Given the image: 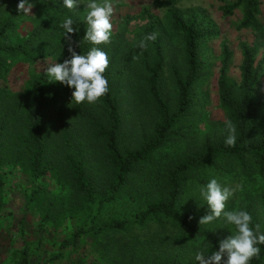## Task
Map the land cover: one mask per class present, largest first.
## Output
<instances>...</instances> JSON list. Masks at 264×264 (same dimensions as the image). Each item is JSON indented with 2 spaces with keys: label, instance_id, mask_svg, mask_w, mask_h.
Here are the masks:
<instances>
[{
  "label": "trees",
  "instance_id": "16d2710c",
  "mask_svg": "<svg viewBox=\"0 0 264 264\" xmlns=\"http://www.w3.org/2000/svg\"><path fill=\"white\" fill-rule=\"evenodd\" d=\"M186 1L151 0L154 7L169 11L178 60H166L167 43L152 19L132 46L124 41V29L110 43L97 46L109 58L104 73L109 91L96 103L77 104L72 100L74 89L49 82L46 74L31 79L23 97L0 96V164L6 157L8 162L23 160L33 179L55 172L69 186L65 198L69 205L61 198L51 199L45 188L37 186L32 191L29 201L39 206L43 219L56 220L60 214L81 211L91 217L90 225L73 231L72 240L61 244L63 248L77 245L84 235L108 236L113 242L103 255L112 252V264H198L197 251L211 255L219 250L220 241L235 232L223 215L212 223L199 224L210 212L200 188L213 178L222 186L239 183L241 196L231 200L225 211H247L251 226L258 224L264 234V95L259 94L264 59L256 61L264 39L251 45L240 42L239 81L228 76L232 51L226 43L221 45L218 97L226 121L236 125L235 146H226V121L213 123L203 132L192 127L196 88L205 69L201 48L216 38L217 28L197 11L181 10ZM263 1L231 0L219 10L225 17L240 10L237 29L260 34L264 32L259 20ZM30 2L41 9L42 22L18 40L13 21L21 14L7 7L19 0H0V77L19 61L28 66L44 61V51L60 62L64 52L68 53L65 31L60 27L66 18L74 21L72 47L86 54L94 46L83 39L86 21L66 8L63 0ZM153 32L156 40L140 49V41ZM165 70L172 90L165 85ZM175 145L172 153L166 151ZM151 166L155 169L148 176L141 175ZM2 187L0 174V207ZM137 202L140 206L130 215L94 222L96 216H106L120 204ZM150 221L170 223L182 241L192 244L189 248L195 255L183 259L168 244L161 257L150 258L156 245L126 238L132 228H144ZM143 246L150 250L148 254L141 252ZM257 246L260 254L250 264H264V244ZM28 262V252L23 250L20 264Z\"/></svg>",
  "mask_w": 264,
  "mask_h": 264
},
{
  "label": "rangeland",
  "instance_id": "374dc122",
  "mask_svg": "<svg viewBox=\"0 0 264 264\" xmlns=\"http://www.w3.org/2000/svg\"><path fill=\"white\" fill-rule=\"evenodd\" d=\"M231 0H188L180 5L181 10L186 12H198L207 17L217 28L216 38L204 43L201 48V56L204 61L205 69L203 79L199 82L196 91L197 104L194 111L193 129L201 132L208 131L213 123L225 122L227 113L222 109L218 97V71L220 68L221 45L226 43L232 51V58L229 63L228 76L234 81H239L240 64L242 61L240 53V42L245 41L253 44L264 39V32L260 34L252 33L248 30L237 29V24L242 18L240 10H236L231 16H223L219 6ZM103 3V0H98ZM87 0H79L77 8L71 12L85 20ZM114 13L111 18L113 25L111 40L114 35L124 29V41L132 46L142 30L149 26V20L157 21L164 41L167 43L165 58L167 61H176L179 59V49L177 36L170 29L169 11L158 9L153 6L151 0H112ZM18 4H11L7 7L10 10H17ZM261 15L259 20L264 23V1L260 5ZM21 15L18 20L13 21V30L18 40L25 39L36 25L42 22L40 17L41 9L34 7L32 13ZM77 16V17H78ZM83 17V18H82ZM86 21V20H85ZM41 49H39V52ZM68 53L64 52L63 59L57 61L48 57L47 52H42L45 60H40L36 64L28 66L23 62H17L9 67L0 77V96L6 98H20L25 95L27 83L41 75L45 74L47 66L54 63H63L68 58ZM264 59V42L261 43L256 55V61ZM1 73V72H0ZM164 75L165 85L168 90H172V85L168 79L167 70ZM259 94L264 95V71L259 82ZM191 127V129H192ZM175 147L168 148L167 152H173ZM164 152L162 151L161 154ZM160 154V155H161ZM159 155V156H160ZM10 158L6 157L0 164V174L3 183V205L0 207V264H20L23 257V250H27L29 255L28 264H112L114 257L111 252L109 255H103V251L112 245L113 238L108 236L84 235L75 246L62 247V243L72 240V233L78 227L89 226L91 217L85 211L76 214H60L56 220L43 219V212L36 203L29 201V196L37 187L45 188L51 199H65L69 193V186L59 180L55 172H51L44 177L33 179L23 160L17 162H8ZM155 168L151 166L146 169L143 176H148ZM223 186L235 189L234 195L229 198L226 205L231 200H238L240 191L239 183L226 182ZM241 196V195H240ZM138 197V196H137ZM140 199V198H139ZM140 203L120 204L107 211L106 216H96L95 223L102 222L108 217L130 215ZM233 228V227H232ZM230 229V228H229ZM133 237L140 243L150 242L156 245L154 251L149 253L150 258L161 257L164 245H171L173 253L177 251L184 259L194 256L195 253L189 247L192 244L182 241L178 237V230L170 223L163 221V224L148 222L144 228H132L126 238ZM169 241V243H168ZM157 246L160 249L157 251ZM148 254L149 249H143L141 252ZM142 252V253H143ZM61 253V256L54 258Z\"/></svg>",
  "mask_w": 264,
  "mask_h": 264
},
{
  "label": "clouds",
  "instance_id": "9594fccd",
  "mask_svg": "<svg viewBox=\"0 0 264 264\" xmlns=\"http://www.w3.org/2000/svg\"><path fill=\"white\" fill-rule=\"evenodd\" d=\"M63 5L72 10L77 8L79 0H63ZM84 6L88 27L83 39L94 46L86 54H79L72 47L74 21L66 18L60 27L64 29L65 39L68 41L69 58L63 63H54L45 69L49 82H59L74 89L72 100L77 104L85 101L90 104L96 103L109 91L108 80L104 76L109 66V58L107 53L97 46L111 42L114 6L112 0H103V3L89 0ZM34 7L35 4L30 0H19L17 10L29 15ZM156 38L157 33L148 34L140 41L138 47L146 49L148 42H154ZM225 126L229 133L225 145L235 146L236 125L227 120ZM234 192L235 189L222 186L215 178L200 188V195L206 201L210 212L200 218L199 224L212 223L223 215L226 222L234 226L235 232L220 241L219 250L211 255L206 256L203 251H197L195 259L198 264H250L253 258L259 256L260 248L257 245L264 244V234L260 233V226L258 224L255 228L251 226L252 217L245 210L225 211L226 202Z\"/></svg>",
  "mask_w": 264,
  "mask_h": 264
}]
</instances>
